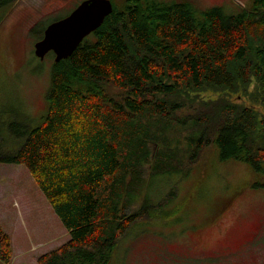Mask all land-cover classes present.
Listing matches in <instances>:
<instances>
[{"label": "trees", "instance_id": "trees-1", "mask_svg": "<svg viewBox=\"0 0 264 264\" xmlns=\"http://www.w3.org/2000/svg\"><path fill=\"white\" fill-rule=\"evenodd\" d=\"M113 4L54 62L48 109L21 148L0 152V162L28 166L70 231L40 264H110L129 229L157 217L146 184L192 165L206 146L264 174V0L231 15L186 0ZM66 15L32 35L42 39ZM12 257L0 224V259Z\"/></svg>", "mask_w": 264, "mask_h": 264}, {"label": "rangeland", "instance_id": "rangeland-1", "mask_svg": "<svg viewBox=\"0 0 264 264\" xmlns=\"http://www.w3.org/2000/svg\"><path fill=\"white\" fill-rule=\"evenodd\" d=\"M82 1L17 0L0 8L1 153L18 151L49 106L55 55L35 53L33 27ZM186 1L200 9L221 6L231 15L255 0ZM112 2L121 8L125 0ZM150 174L144 171L145 180ZM144 195L157 217L133 225L110 264H264V174L250 163L206 146L192 165L155 174ZM0 224L13 247L12 260L0 264H40V255L70 239L24 162H0Z\"/></svg>", "mask_w": 264, "mask_h": 264}, {"label": "water", "instance_id": "water-1", "mask_svg": "<svg viewBox=\"0 0 264 264\" xmlns=\"http://www.w3.org/2000/svg\"><path fill=\"white\" fill-rule=\"evenodd\" d=\"M113 9L112 0L82 1L68 15L47 25L43 38L35 43V53L44 58L53 51L57 62L69 57Z\"/></svg>", "mask_w": 264, "mask_h": 264}]
</instances>
